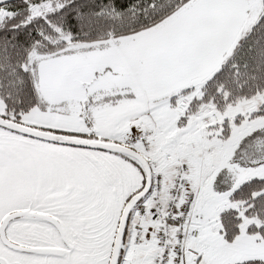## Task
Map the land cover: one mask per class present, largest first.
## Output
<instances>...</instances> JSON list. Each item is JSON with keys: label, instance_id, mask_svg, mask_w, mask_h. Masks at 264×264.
<instances>
[{"label": "snow or ice", "instance_id": "snow-or-ice-1", "mask_svg": "<svg viewBox=\"0 0 264 264\" xmlns=\"http://www.w3.org/2000/svg\"><path fill=\"white\" fill-rule=\"evenodd\" d=\"M0 264H264V0H0Z\"/></svg>", "mask_w": 264, "mask_h": 264}]
</instances>
